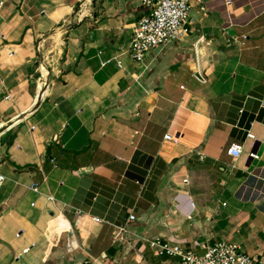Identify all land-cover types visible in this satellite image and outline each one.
Segmentation results:
<instances>
[{"label":"crops","instance_id":"0c3cea01","mask_svg":"<svg viewBox=\"0 0 264 264\" xmlns=\"http://www.w3.org/2000/svg\"><path fill=\"white\" fill-rule=\"evenodd\" d=\"M189 1L135 62L140 0H0V264H180L155 238L264 264V0Z\"/></svg>","mask_w":264,"mask_h":264},{"label":"built area","instance_id":"2783aa9c","mask_svg":"<svg viewBox=\"0 0 264 264\" xmlns=\"http://www.w3.org/2000/svg\"><path fill=\"white\" fill-rule=\"evenodd\" d=\"M143 7V15L133 25L131 37L128 43V54L131 60L140 62L147 53L165 47L181 39L182 35L189 32L188 13L191 7L189 0H140ZM105 62H102L104 64ZM120 65L119 62H117ZM30 130L35 126L30 125ZM249 139H254L252 133H248ZM169 139V135H165ZM264 144V140H261ZM243 152V145L232 144L228 154L236 160ZM248 157L257 159L259 156L254 151H248ZM52 161V159H51ZM5 180V175L0 173V186ZM38 184L32 183L31 190L38 192ZM135 217L129 216V221ZM95 221L100 219L95 218ZM125 232L124 227H117L113 233V239L119 241ZM155 247L156 253L176 256L180 264H259L257 260L241 250L239 244L231 241L220 240L214 243L200 245V251L194 247L186 248L178 244L161 243L158 238L150 241Z\"/></svg>","mask_w":264,"mask_h":264},{"label":"trees","instance_id":"16d2710c","mask_svg":"<svg viewBox=\"0 0 264 264\" xmlns=\"http://www.w3.org/2000/svg\"><path fill=\"white\" fill-rule=\"evenodd\" d=\"M46 154H47L48 159L50 160L52 157L50 156L49 150H47Z\"/></svg>","mask_w":264,"mask_h":264}]
</instances>
